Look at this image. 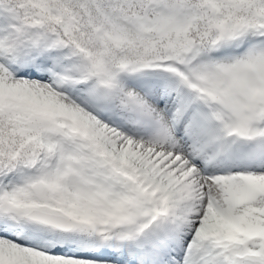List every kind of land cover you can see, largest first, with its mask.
<instances>
[{"label": "snow or ice", "instance_id": "snow-or-ice-1", "mask_svg": "<svg viewBox=\"0 0 264 264\" xmlns=\"http://www.w3.org/2000/svg\"><path fill=\"white\" fill-rule=\"evenodd\" d=\"M0 264H264V0H0Z\"/></svg>", "mask_w": 264, "mask_h": 264}]
</instances>
